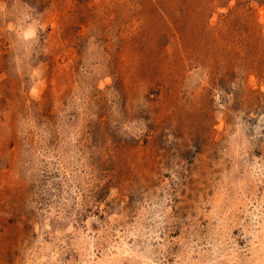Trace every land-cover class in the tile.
I'll list each match as a JSON object with an SVG mask.
<instances>
[{"label": "rangeland", "instance_id": "374dc122", "mask_svg": "<svg viewBox=\"0 0 264 264\" xmlns=\"http://www.w3.org/2000/svg\"><path fill=\"white\" fill-rule=\"evenodd\" d=\"M0 264H264V0H0Z\"/></svg>", "mask_w": 264, "mask_h": 264}]
</instances>
